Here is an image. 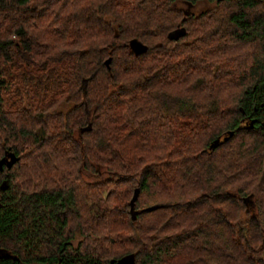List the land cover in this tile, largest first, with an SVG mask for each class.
<instances>
[{"label":"trees","instance_id":"obj_1","mask_svg":"<svg viewBox=\"0 0 264 264\" xmlns=\"http://www.w3.org/2000/svg\"><path fill=\"white\" fill-rule=\"evenodd\" d=\"M198 1L0 0V264H264V0Z\"/></svg>","mask_w":264,"mask_h":264},{"label":"water","instance_id":"obj_2","mask_svg":"<svg viewBox=\"0 0 264 264\" xmlns=\"http://www.w3.org/2000/svg\"><path fill=\"white\" fill-rule=\"evenodd\" d=\"M129 45L132 49V51L136 54V55H139L143 52H145L147 50V46L142 43L141 41L137 40V39H131L130 42H129ZM111 60V58L109 57L108 60H107V64L109 65V61ZM110 67L108 66V69ZM251 126H253V123H251ZM91 127V124L89 123L88 126L82 128L81 131H85V130H89ZM234 131H230L228 132V135L224 136L223 140H226L229 136L233 135ZM222 139H221V136L217 137L209 146L210 149H212L213 147H215L217 144L221 143ZM12 164V161H9L7 163L8 167H10ZM4 182L2 183L1 187L4 188ZM139 192H140V188H135L134 190V193H133V196L130 200V211H131V214H132V218L135 219L136 218V211H135V202L139 196ZM250 198V196L246 197L245 198V201H247L248 199ZM129 259V256L127 257H124V258H121L117 261L118 264H122V263H126L127 260ZM113 263V260L110 262V264Z\"/></svg>","mask_w":264,"mask_h":264},{"label":"rangeland","instance_id":"obj_3","mask_svg":"<svg viewBox=\"0 0 264 264\" xmlns=\"http://www.w3.org/2000/svg\"><path fill=\"white\" fill-rule=\"evenodd\" d=\"M210 6H211V2H208L206 0H202V1H198L195 4H187V5H184L183 8L185 10H189V12H193V13L194 12H197L198 13L199 11L204 10V9L210 7ZM249 204L252 205V202L249 201Z\"/></svg>","mask_w":264,"mask_h":264}]
</instances>
